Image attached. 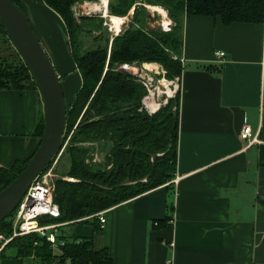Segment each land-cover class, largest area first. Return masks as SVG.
<instances>
[{
  "label": "crops",
  "instance_id": "1",
  "mask_svg": "<svg viewBox=\"0 0 264 264\" xmlns=\"http://www.w3.org/2000/svg\"><path fill=\"white\" fill-rule=\"evenodd\" d=\"M20 2L72 103L82 77L62 18L44 0ZM181 62L175 178L74 234L92 237L113 264H264V24L192 16ZM42 111L37 90H0V171L37 151ZM246 125L258 143L241 138ZM167 216L172 226L155 225Z\"/></svg>",
  "mask_w": 264,
  "mask_h": 264
},
{
  "label": "trees",
  "instance_id": "2",
  "mask_svg": "<svg viewBox=\"0 0 264 264\" xmlns=\"http://www.w3.org/2000/svg\"><path fill=\"white\" fill-rule=\"evenodd\" d=\"M11 1L23 10L20 0ZM100 1L44 0L66 26L71 56L81 74L82 85L73 102L67 104L64 151L57 163L59 168L68 156L69 167L55 181L54 202L61 216L45 220L50 224L68 223L60 228L58 236L64 245L54 248L38 234L15 238L8 247L17 249L21 263L29 260L32 264H113L107 250L95 249L92 237H78L64 228L90 223L98 230L92 216L169 186L175 178L180 91L157 113L150 114L143 103L148 88L141 78L121 69L122 66L157 63L166 71V78L174 80L184 70L181 55L188 18L220 17L226 25L264 24V0H108L110 16L124 18L134 9L132 19L114 36L111 49L110 38L101 33L95 38L97 48L82 51L83 32L101 31L105 20L82 17L80 25L73 8L77 3ZM144 4L163 7L175 23L172 30L149 28ZM0 90H38L1 21ZM43 132L42 111L36 136L41 139ZM95 154L103 155V161L97 162ZM33 155L1 169L0 192L25 169ZM172 219L167 216L156 221V226L163 222L164 226H172L169 223ZM0 233L12 234L10 218L0 223Z\"/></svg>",
  "mask_w": 264,
  "mask_h": 264
},
{
  "label": "water",
  "instance_id": "3",
  "mask_svg": "<svg viewBox=\"0 0 264 264\" xmlns=\"http://www.w3.org/2000/svg\"><path fill=\"white\" fill-rule=\"evenodd\" d=\"M133 14L134 10L129 19ZM0 21L28 67L44 107V132L37 151L25 169L0 192L2 223L13 215L33 181L52 164L62 150L68 105L61 77L25 12L11 0H0Z\"/></svg>",
  "mask_w": 264,
  "mask_h": 264
},
{
  "label": "rangeland",
  "instance_id": "4",
  "mask_svg": "<svg viewBox=\"0 0 264 264\" xmlns=\"http://www.w3.org/2000/svg\"><path fill=\"white\" fill-rule=\"evenodd\" d=\"M101 2L102 1L97 2V3L96 2L77 3L73 8L76 19L80 25H81L80 21L82 17H89V18L102 17L105 20L104 22L105 28H103L101 31L96 30V29L93 30L91 27L92 31L88 32L87 30H85L83 32V36L81 37L83 41V45L81 47L82 51L92 50L94 48H97L98 44L96 43L95 38L98 37L101 33L110 38V49H111L114 36H117L119 34V33L117 34V31L112 28L110 24V19L108 17H105L103 12L95 10V5H100ZM144 6L146 7L147 14L149 16V18L147 19L148 27L151 29H155V30L161 29L162 31H164L163 26H164L165 18L162 16V14L159 11H155L151 9L153 7H160V6H149L145 4ZM161 8L164 9L163 7ZM130 13L127 17H124L125 21L122 24L120 32H122V29L126 27L129 21L132 19V18L129 19ZM167 19L169 20V23L172 22L171 28H173L175 26V23L169 18L168 12H167ZM87 27L90 28V25ZM68 37H69L68 35L66 34L64 35L66 46L71 52V48L68 43ZM146 64H157V63H144L140 66H137V65L129 66L130 68L125 71L145 80L148 86V96L144 99L143 103L146 104V106L145 104L144 106L145 108L147 107V110L150 114H155L162 107L166 106L171 99L176 98L177 93L179 92V89H180V77H177L174 80H169L166 78V71L159 64H157L158 69L155 68L152 70L148 69L146 67ZM125 66L127 67L128 65L122 66L121 69L124 70ZM37 91L39 92V90ZM41 101H42V98H41ZM42 107H43V101H42ZM176 109L177 108L175 107L174 111H176ZM43 113H44V107H43ZM62 149H64V147ZM95 159L97 162H102L103 155L95 154ZM60 163L61 164L59 165V168L56 167L57 169L56 174L59 176V178L61 177L60 175L62 173L61 171L64 172L69 167L68 156H66ZM65 179L67 180L68 178H65ZM173 199H174L173 194L171 192V195L169 193L168 201L173 202ZM79 226L80 227H87V226L91 227L92 225L90 223L76 224L73 226L65 227L64 230L74 232L75 228ZM58 247H59V244H58ZM17 257H18L17 249L13 246H10L5 250L3 256L1 257L0 264H22L18 260ZM25 262L26 264H32V262L29 260H26Z\"/></svg>",
  "mask_w": 264,
  "mask_h": 264
},
{
  "label": "built area",
  "instance_id": "5",
  "mask_svg": "<svg viewBox=\"0 0 264 264\" xmlns=\"http://www.w3.org/2000/svg\"><path fill=\"white\" fill-rule=\"evenodd\" d=\"M171 27L172 22L167 27L163 26L165 32H170ZM217 57L222 60L225 58V53L218 52ZM142 81L148 88L145 80L142 79ZM241 138L247 141L250 146L259 142L258 135L254 134L252 128L248 125L243 128ZM63 151L64 149L60 151L52 164L33 181L19 206L10 217L12 234L0 233V259L8 245L18 237L38 234L50 242L54 248L58 247V244L59 246L64 245V242L58 240V236L60 228L68 223L50 224L45 222L49 218L57 219L61 216L59 206L54 202V194L56 190L55 181L59 178L56 174V167ZM67 180L74 181V179ZM175 182L177 181L175 180ZM105 213L103 211L92 217L97 218L100 225L103 226L106 222ZM22 264H26V262Z\"/></svg>",
  "mask_w": 264,
  "mask_h": 264
},
{
  "label": "bare ground",
  "instance_id": "6",
  "mask_svg": "<svg viewBox=\"0 0 264 264\" xmlns=\"http://www.w3.org/2000/svg\"><path fill=\"white\" fill-rule=\"evenodd\" d=\"M107 9H108V0H102L100 5H95V10L103 12L105 14V17H108L110 19V24L112 28L116 30L117 33H120L122 24L124 23L125 19L116 16H110ZM151 9L155 11H159L165 17L164 26L167 27L169 25V20L167 19L166 11L161 7H153ZM146 67L150 70L155 68L158 69L157 64H146ZM127 68L129 69L130 67L127 66Z\"/></svg>",
  "mask_w": 264,
  "mask_h": 264
}]
</instances>
